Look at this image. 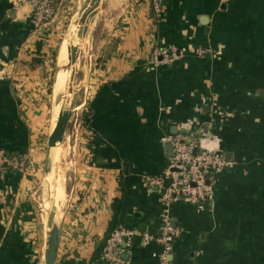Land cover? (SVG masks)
Listing matches in <instances>:
<instances>
[{
	"label": "crops",
	"instance_id": "crops-1",
	"mask_svg": "<svg viewBox=\"0 0 264 264\" xmlns=\"http://www.w3.org/2000/svg\"><path fill=\"white\" fill-rule=\"evenodd\" d=\"M60 4L35 28L30 0H0V148L28 160L0 172V264H42L36 192ZM151 4L105 0L93 22L56 264H109L101 250L118 226L153 236H133L121 264H160L165 210L177 230L169 264H264V0ZM169 48L174 57L156 56ZM177 132L231 162L203 207L165 204L145 184L163 175V138Z\"/></svg>",
	"mask_w": 264,
	"mask_h": 264
},
{
	"label": "built area",
	"instance_id": "built-area-1",
	"mask_svg": "<svg viewBox=\"0 0 264 264\" xmlns=\"http://www.w3.org/2000/svg\"><path fill=\"white\" fill-rule=\"evenodd\" d=\"M33 6V24L38 28L49 21L55 14V0H30ZM160 0H153V8L160 11ZM165 59L174 57V49H162L157 52ZM156 56L154 57L155 60ZM164 141L172 143V154L162 176H146L145 184L155 187L165 204L172 199H183L203 207L214 196L218 174L231 166V162L220 151L211 150L200 144L194 137H186L177 132L167 135ZM24 171L27 166L17 157H9L3 148H0V172L6 167ZM164 178L169 182L164 185ZM135 230L118 226L107 237L102 250L101 258L109 264H121L123 253L131 246V239ZM177 230L173 227L169 212L165 210L160 215V235L155 238L161 244L159 254L160 264H169L173 249V242ZM146 244L152 235L144 234L141 238Z\"/></svg>",
	"mask_w": 264,
	"mask_h": 264
},
{
	"label": "water",
	"instance_id": "water-1",
	"mask_svg": "<svg viewBox=\"0 0 264 264\" xmlns=\"http://www.w3.org/2000/svg\"><path fill=\"white\" fill-rule=\"evenodd\" d=\"M104 1L105 0H77L75 11L71 20L72 22L71 26H73L74 23L80 24L77 31V35L79 37H83L89 34L88 45H90L91 43L90 41L95 27V24L89 27V23L91 24L96 21L97 17L100 15L99 11ZM70 29L71 27L69 28V30ZM81 51L82 50L79 48L78 45L71 44L67 46L68 65L60 64L57 58L58 52L56 55L54 82L52 88L53 98L51 102V113H50V119L48 125L46 151H45L44 165H43V180L46 179L47 176L52 171V166L55 161L53 150L56 151V146H57L56 143L58 141L60 144L63 142V139L65 138V132L69 128L71 121L70 119L71 113L73 109V101H70L69 96L74 94L77 89L76 87H74V85L71 88L69 81L73 79L74 76L72 75L69 76L65 85H60L57 87L56 83L58 80V76L60 71L68 69L69 65L75 64L78 60L81 59ZM82 61L85 62V67H86L85 69L87 73L90 65V51L88 52L86 57H83ZM67 88L69 91L67 90ZM53 122H55L56 124L55 127L54 126L52 127ZM165 145L167 147L168 152L171 154L172 143L170 141H167ZM49 195L50 192L48 188L46 190L45 199L46 197L48 199ZM59 236H60V226H59L58 218H56V207L53 205L49 207V209L46 211V218H44L45 241H44V249L42 256V264H56ZM134 239H136L137 243H139L141 241V236L135 235Z\"/></svg>",
	"mask_w": 264,
	"mask_h": 264
},
{
	"label": "rangeland",
	"instance_id": "rangeland-1",
	"mask_svg": "<svg viewBox=\"0 0 264 264\" xmlns=\"http://www.w3.org/2000/svg\"><path fill=\"white\" fill-rule=\"evenodd\" d=\"M59 3H61V1H59ZM76 3H77V0H62V4H60L61 5L60 8L62 11L61 16L57 17L55 19V24L57 23L59 25V29L57 30L58 33H57V37H56L57 38L56 39L57 44L55 47V55H57V52H58V49H59V46H60L62 39L66 36L69 28L72 25L71 20H72V16L74 14V11H75ZM53 17L40 27L43 28L44 26H47L48 24L50 25L51 24L50 22L52 21ZM91 26H93V23H91V24L89 23V27H91ZM40 27H38V28H40ZM88 40H89V34L85 35L84 39L79 44V48L82 50L81 51V59L78 62L79 63L77 66L78 68L74 72V80L72 83V86L74 85V87H76L77 89H76V92L74 94L69 96L70 101H73V109H72L71 118H70L71 121H70L69 128L65 132V138L66 139L64 138L62 144L60 145L61 149H62V152H61L62 154L60 155L59 161L63 162V164H62V162L60 164L62 165V171L64 172V175H65V172L68 171L70 166H71V163L69 162L70 161V155L72 154V151L74 150V140L76 138V134H77L78 128H79L78 121L80 118L81 109H80V107H78L80 102H78L77 96L81 94L80 91H81V85L83 84L82 83L83 74H84V71L86 68L85 62H83L82 60H83V57L87 56L88 52L91 49V46L88 45L89 44ZM89 46H90V48H89ZM55 58H56V56H55ZM55 65H56V61H55L54 66H53V70H52L50 79H49V81H47L48 84L46 85L47 91H48L50 96H49V99L47 102V107L45 108L46 112H44V113H45V116L48 115V119H47V122H45L46 119H44V122H45L44 126L46 128H44V133H43L44 139L42 142V148L40 149V152L42 153L41 154V157H42L41 162L42 163L38 166V168L40 169V172H39V180H38L36 198H37V202H38L39 206L41 205L42 209H43L42 202H44L43 200H45V196H46L45 195L46 192L43 191V189H44L43 165H44V157H45V151H46V140H47L48 125H49V119H50V113H51V102H52V98H53L52 88H53V82H54ZM76 73H77V75H76ZM75 76H76V78H75ZM72 86H71V88H72ZM45 132H46V134H45ZM64 181H65V177H64L63 183H64ZM63 201H64V199H63ZM63 201L61 202V206H62Z\"/></svg>",
	"mask_w": 264,
	"mask_h": 264
},
{
	"label": "bare ground",
	"instance_id": "bare-ground-1",
	"mask_svg": "<svg viewBox=\"0 0 264 264\" xmlns=\"http://www.w3.org/2000/svg\"><path fill=\"white\" fill-rule=\"evenodd\" d=\"M80 24L74 23L73 26H71V29L68 30V33L66 34V37L63 40V45H61V50L58 54V62L62 65H68V59H67V46L74 44L78 45L82 42L85 36L79 37L77 35L78 27ZM79 60L75 64H71L68 66V69L62 70L59 73L58 80H57V87L60 85H65L69 76H74L75 70L78 68V63ZM74 77L71 79L70 85L72 86ZM67 87V86H66ZM68 90V88H67ZM69 91V90H68ZM55 127L56 124L53 122L52 127ZM66 139V138H65ZM62 144V143H61ZM59 141L56 143V151L53 150L54 152V163L52 166V171L51 173L47 176L46 179L43 180V185L44 189L43 191L46 192V190L49 188L50 195L48 196V199L46 197L44 202H42V206L44 209V218H46V211L49 209L51 206L56 207V218L59 216L60 208H61V202L64 199V190H63V171H62V165L60 164L61 162L59 161L60 155L62 154V149ZM67 145V144H66ZM64 156V155H63ZM64 158V157H63ZM63 164V162H62ZM61 165V166H60ZM46 195V194H45Z\"/></svg>",
	"mask_w": 264,
	"mask_h": 264
},
{
	"label": "trees",
	"instance_id": "trees-1",
	"mask_svg": "<svg viewBox=\"0 0 264 264\" xmlns=\"http://www.w3.org/2000/svg\"><path fill=\"white\" fill-rule=\"evenodd\" d=\"M56 1V0H55ZM151 2H152V4H151V6H152V8H153V0H151ZM154 10V9H153ZM152 15L154 16V15H156V13H152ZM158 15V14H157ZM158 20V17H155L154 16V21L156 22ZM82 115L83 114H81V117H80V119H82ZM81 125L83 126V122H82V120H81ZM6 154H8V156L9 157H12V156H14V157H17L18 159H20V160H23L24 162H25V165L28 163L27 161V158H25V157H23V156H21L17 151H6ZM27 166V165H26ZM6 168H9L8 166H5ZM5 168V169H6Z\"/></svg>",
	"mask_w": 264,
	"mask_h": 264
}]
</instances>
